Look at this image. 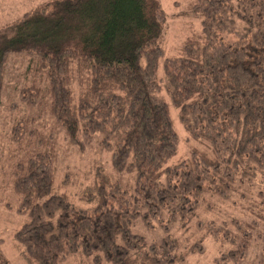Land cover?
<instances>
[{
    "label": "trees",
    "instance_id": "obj_1",
    "mask_svg": "<svg viewBox=\"0 0 264 264\" xmlns=\"http://www.w3.org/2000/svg\"><path fill=\"white\" fill-rule=\"evenodd\" d=\"M189 6L199 31L170 54L159 0H46L0 31V97L8 55L24 54L19 100L36 117L46 112L79 150L99 138L114 170L133 174L127 188L97 170L82 191L88 206H77L53 189L54 134L34 117L17 119L10 140L19 155L6 174L25 217L13 238L26 264L75 255L93 264H187L173 225L186 226L206 196L232 199L264 170V0ZM169 103L206 150L176 158ZM137 225L163 235L149 241ZM237 228L240 235L225 236L234 264L250 243ZM1 243L0 264H10Z\"/></svg>",
    "mask_w": 264,
    "mask_h": 264
},
{
    "label": "rangeland",
    "instance_id": "obj_2",
    "mask_svg": "<svg viewBox=\"0 0 264 264\" xmlns=\"http://www.w3.org/2000/svg\"><path fill=\"white\" fill-rule=\"evenodd\" d=\"M44 1L46 0H0V31L24 11ZM159 1L166 13L162 44L165 52L170 54L177 51L185 36L199 31V19L190 9L191 0ZM25 66L24 54L8 55L0 97V238L2 250L10 264H26L13 238L15 230L25 217L16 210V196L6 174L9 164L19 155L15 144L10 140V130L17 119L34 117L38 129L54 134L53 189L65 192L77 206H88V202L83 200L82 191L85 187L94 185L97 170L106 173L111 179L119 180L127 188L133 183L132 173L114 170L111 152L98 143L99 138L96 137L91 145L79 150L65 139L63 131L46 112L41 118L36 117V107H30L19 100L18 89L26 83ZM169 110L173 129L177 134L176 158L187 157L192 148L206 150L203 143L187 134L177 110L171 105ZM45 128L47 129L44 130ZM250 182L240 186L229 200L206 196L198 215L186 226L173 225L171 234L179 241V251L186 253L189 250L186 254L187 264H234L227 257L228 250L233 246L225 236H228V231L234 236L240 235L241 230L237 228L239 224L250 234V243L247 253L238 263L264 264V170L258 171ZM135 229L149 241L163 235L158 228L146 230L137 225ZM224 231L227 235L222 233ZM199 239L201 248L196 250L192 246L195 249L190 250L189 247ZM79 263L93 264L88 258L76 255L69 257L66 264ZM100 264L110 263L102 261Z\"/></svg>",
    "mask_w": 264,
    "mask_h": 264
}]
</instances>
